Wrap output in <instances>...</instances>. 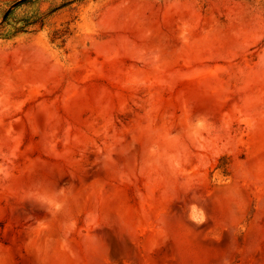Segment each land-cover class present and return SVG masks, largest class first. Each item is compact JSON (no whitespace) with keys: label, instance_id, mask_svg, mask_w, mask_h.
<instances>
[{"label":"rangeland","instance_id":"rangeland-1","mask_svg":"<svg viewBox=\"0 0 264 264\" xmlns=\"http://www.w3.org/2000/svg\"><path fill=\"white\" fill-rule=\"evenodd\" d=\"M17 1L0 264H264V0Z\"/></svg>","mask_w":264,"mask_h":264},{"label":"water","instance_id":"water-1","mask_svg":"<svg viewBox=\"0 0 264 264\" xmlns=\"http://www.w3.org/2000/svg\"><path fill=\"white\" fill-rule=\"evenodd\" d=\"M22 1H25V0H18L17 2H15V4L13 6H16L17 4H19ZM9 11H10V9L6 12L4 18L7 16V14H8Z\"/></svg>","mask_w":264,"mask_h":264},{"label":"trees","instance_id":"trees-1","mask_svg":"<svg viewBox=\"0 0 264 264\" xmlns=\"http://www.w3.org/2000/svg\"><path fill=\"white\" fill-rule=\"evenodd\" d=\"M28 1H30V0H28ZM27 2V1H26ZM11 13V11L10 12H8V14H7V16H6V18L5 19H7L8 18V16H9V14Z\"/></svg>","mask_w":264,"mask_h":264}]
</instances>
